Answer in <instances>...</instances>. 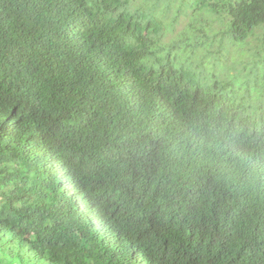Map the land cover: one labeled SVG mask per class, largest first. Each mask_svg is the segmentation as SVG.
I'll list each match as a JSON object with an SVG mask.
<instances>
[{"label":"trees","instance_id":"1","mask_svg":"<svg viewBox=\"0 0 264 264\" xmlns=\"http://www.w3.org/2000/svg\"><path fill=\"white\" fill-rule=\"evenodd\" d=\"M158 5L0 0V264H264L263 69L177 54L264 0Z\"/></svg>","mask_w":264,"mask_h":264},{"label":"rangeland","instance_id":"2","mask_svg":"<svg viewBox=\"0 0 264 264\" xmlns=\"http://www.w3.org/2000/svg\"><path fill=\"white\" fill-rule=\"evenodd\" d=\"M158 5L159 11H163L168 8V16L164 18L159 16L162 21V26L166 28L167 33L164 34L163 39L160 41V45L166 46L172 40L174 41L179 35L187 34L188 24L200 27V13L196 8V0H155ZM174 3V8L173 2ZM141 3V0H140ZM155 4V2H154ZM183 10H190L187 15L182 13L178 15L179 6ZM137 7V3L135 5ZM172 8V9H171ZM171 9V10H170ZM170 11V12H169ZM166 12V11H165ZM164 12V13H165ZM175 18L176 23L171 22ZM177 19V20H176ZM174 26V31H171ZM199 30V29H198ZM204 37L201 38L199 35L186 36L187 38L183 41L181 49L177 51V54H196L193 57V63L195 65H203L205 69L212 70L219 67H233L235 68L234 77L238 82H241L243 78L253 74V71L258 72L259 66L264 72V27H259L249 35L247 40L235 42L231 39L230 35L227 34V30L217 23L213 26L204 28ZM173 54V53H172ZM176 54V53H175ZM241 64L247 68L241 67ZM240 65V66H239ZM258 66V67H256ZM250 69H253L250 70Z\"/></svg>","mask_w":264,"mask_h":264}]
</instances>
